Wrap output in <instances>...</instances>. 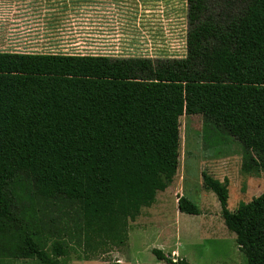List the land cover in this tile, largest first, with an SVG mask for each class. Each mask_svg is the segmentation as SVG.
Here are the masks:
<instances>
[{
	"label": "trees",
	"instance_id": "16d2710c",
	"mask_svg": "<svg viewBox=\"0 0 264 264\" xmlns=\"http://www.w3.org/2000/svg\"><path fill=\"white\" fill-rule=\"evenodd\" d=\"M187 4L182 59L0 53V261L62 264L72 232L124 246L128 222L174 183L184 116L264 172V0ZM202 179L246 264H264V193L232 213L229 180ZM178 210L202 214L186 197Z\"/></svg>",
	"mask_w": 264,
	"mask_h": 264
},
{
	"label": "rangeland",
	"instance_id": "374dc122",
	"mask_svg": "<svg viewBox=\"0 0 264 264\" xmlns=\"http://www.w3.org/2000/svg\"><path fill=\"white\" fill-rule=\"evenodd\" d=\"M88 2L74 9L73 19L68 17L67 39L63 40L67 46H62L68 50L67 54L151 59L187 56V0ZM18 7L19 0H0V52L24 51V28L30 20L21 16ZM50 50L49 47L47 51ZM180 134L178 175L170 187V197H163L160 202L165 205L167 224L150 222L137 227L134 223L139 217L130 220L127 232L128 235L133 232L132 242L129 245L128 239L120 247L119 242L114 244L105 237L78 239L76 232H72L73 237L66 240L71 244L68 257L62 264H113L121 256L127 264H162L152 254L153 249L167 256L173 252L190 253L197 264H246L241 252L240 261H236L235 235L225 226L217 197L203 187L202 173L221 182L229 180L228 210L234 213L241 204H248L264 193V172L245 173L241 144L229 136L206 134L202 116L182 117ZM183 190L202 212L199 217L184 214L179 218L175 203ZM154 215L158 217L159 213ZM214 219H218L216 230L214 227L208 235ZM53 243L56 242L44 243L49 253ZM26 264L40 263L29 260Z\"/></svg>",
	"mask_w": 264,
	"mask_h": 264
},
{
	"label": "crops",
	"instance_id": "0c3cea01",
	"mask_svg": "<svg viewBox=\"0 0 264 264\" xmlns=\"http://www.w3.org/2000/svg\"><path fill=\"white\" fill-rule=\"evenodd\" d=\"M88 1L89 0H75V2L74 0H19V7H18L19 11L18 12L21 14V16L25 20H30V22L28 23L29 26L27 28H24L25 30L24 31L25 34L23 35V38H24L23 40H25V43H23L24 51L23 52L7 51V52H0V53L23 54V55H44V54L45 55H50V54L68 55L67 54L68 50H63V47H64L63 45L67 46V42L66 41L63 42V40L67 39L66 22H68V17L70 16L73 19V15L75 12L74 9L76 7L79 8V6H81V3L89 4ZM114 1L117 2L120 0H105V2L107 3L108 2L111 3ZM125 1H128V0H125ZM76 4L78 6H76ZM120 4L123 5L122 2ZM49 47L51 50L47 51ZM44 51H47V52H44ZM113 57H116V56H113ZM169 190L170 188L166 190L165 192L158 194L156 198V202L152 207L142 209L141 215L139 216V220L134 223L137 227L140 224L141 225L150 224V222L153 225L154 224L157 225L159 223L161 224L166 223L164 221L166 219L165 205H163V203L161 204L160 202L164 201L163 197L164 199L167 196L170 197ZM180 197L187 198V192L184 193V190H183V193L180 194ZM175 206H178V200H176ZM157 212L159 213L158 217L154 215ZM182 215L184 214L179 213V218H181ZM193 217H199V216H193ZM214 220L215 221L211 222V228H210L208 235L212 234L214 227H215L214 231L216 230L218 219H214ZM132 234L133 232L129 233V245L132 242ZM134 234H138V232ZM214 236H216V234H214ZM153 250H159V249H153ZM235 254H237L236 261H240L239 260L240 251L237 245L235 249ZM121 257H118L119 259L116 262H119L120 264H127L125 260ZM172 257H176L179 259H186L190 264H197L195 258H193V255L190 253L182 255V254H178L177 252H173ZM26 262L27 261H0V264H26ZM158 262L165 264L163 261H160V260H158ZM134 264H137V263H134Z\"/></svg>",
	"mask_w": 264,
	"mask_h": 264
}]
</instances>
